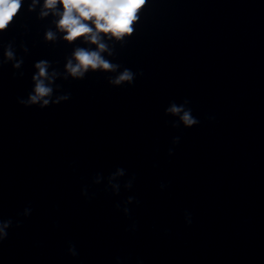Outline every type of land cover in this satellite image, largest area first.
I'll use <instances>...</instances> for the list:
<instances>
[{"label": "clouds", "instance_id": "1", "mask_svg": "<svg viewBox=\"0 0 264 264\" xmlns=\"http://www.w3.org/2000/svg\"><path fill=\"white\" fill-rule=\"evenodd\" d=\"M148 0H29L28 11L35 12L37 6H40L38 18L43 20L49 16L54 17L51 21L55 26V30L48 28L44 33V40L54 42L57 40V32L63 33L62 39L68 44H72L78 40L85 44L95 45V48L76 47L67 58L65 64V73L63 78L66 80L69 76L75 79H83L87 73L104 72L117 73L121 68L120 64L113 63L107 59L103 53L107 52L111 57L114 50L104 42V38L109 40L124 41L126 37H131L135 31V25L140 19V13L146 6ZM25 0H0V33H4L14 22L18 14L21 12ZM3 60L0 64L9 62L12 63L13 69L19 70L23 65V58H17L13 42H9L3 46ZM22 50L27 53L28 48L21 45ZM36 72L31 79L34 84L32 91L28 94L27 99H19L17 102L26 107L39 105L40 108H45L50 105H58L63 101H68L71 94L65 93L55 95L54 92L60 90V85L55 84L57 77L61 73L52 68L51 62L48 60H39L34 64ZM52 68L51 71L49 69ZM15 75V73H14ZM23 76V73H19ZM143 75V73H139ZM137 73H134L129 68H123L117 75L109 77L108 83L112 86H122L124 84L132 85L135 81ZM189 100L185 99L183 103L177 104L170 102L165 109L164 115L171 116L176 119L167 122L171 123L173 128H179L183 125L184 128H192L200 123V121L192 115V109L188 107ZM180 137L175 136L172 139V145L179 144ZM174 149H168V155L173 154ZM126 175L124 168L117 167L107 177L97 173L92 177L91 183L99 185L106 181L105 191H110L112 195L118 196L121 187L124 190H131L135 176L133 175L128 180H121ZM165 184H161L163 190ZM81 195L90 200L95 193L89 194L87 187L81 189ZM139 203L134 196H128L124 201L115 204L118 211H122L126 217H130L129 205ZM32 213L31 207H25L23 212L18 214L25 218ZM187 217L186 224H191L190 213H185ZM13 226V219L0 218V243L8 238V231ZM16 227H20V221L17 220ZM128 231L136 230V223L130 225ZM67 254L73 258L79 255L76 246L69 242L67 246ZM119 264V257H117Z\"/></svg>", "mask_w": 264, "mask_h": 264}]
</instances>
